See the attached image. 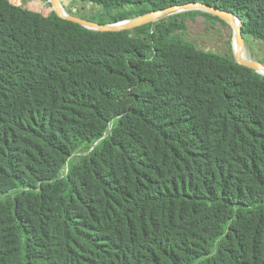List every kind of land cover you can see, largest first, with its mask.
Masks as SVG:
<instances>
[{
	"label": "trees",
	"instance_id": "trees-1",
	"mask_svg": "<svg viewBox=\"0 0 264 264\" xmlns=\"http://www.w3.org/2000/svg\"><path fill=\"white\" fill-rule=\"evenodd\" d=\"M82 1H200L264 41V0ZM196 13L0 0V264H264V76L181 38Z\"/></svg>",
	"mask_w": 264,
	"mask_h": 264
},
{
	"label": "rangeland",
	"instance_id": "rangeland-1",
	"mask_svg": "<svg viewBox=\"0 0 264 264\" xmlns=\"http://www.w3.org/2000/svg\"><path fill=\"white\" fill-rule=\"evenodd\" d=\"M10 2L31 10H38L44 15L51 11L48 0H10ZM61 2L68 13H82L88 17L90 15H101L103 12L97 6L82 0H61ZM179 19L181 18L179 17ZM183 21L185 30L177 31L181 38L194 40L195 45L199 48H208L213 52L233 58L232 29L228 24L197 13L184 15ZM244 40L246 57L264 62V41L256 40L249 36Z\"/></svg>",
	"mask_w": 264,
	"mask_h": 264
},
{
	"label": "water",
	"instance_id": "water-1",
	"mask_svg": "<svg viewBox=\"0 0 264 264\" xmlns=\"http://www.w3.org/2000/svg\"><path fill=\"white\" fill-rule=\"evenodd\" d=\"M48 1L51 6V11H53L56 16L77 23L84 28L90 30H96V31L113 32L120 30H132L146 23L155 22L161 18L168 17L169 15L185 12L189 10H199L211 14L213 17H217L219 20L228 24L232 29V39L234 40L236 46V52L233 53L234 61L239 65L245 66L253 70L259 75L264 76V63L240 55V53H242V51H244L245 49V40L242 35V21L240 19V16H237L230 11L221 9L216 5H212L200 1H188L185 3L170 5L165 8L151 10L144 14L116 22L98 23L96 21H91L82 18L78 15L68 13L64 9L61 0H48ZM34 11H38V10H34ZM192 43H195V41L192 40ZM204 51L207 52L209 51V49L205 48Z\"/></svg>",
	"mask_w": 264,
	"mask_h": 264
},
{
	"label": "bare ground",
	"instance_id": "bare-ground-1",
	"mask_svg": "<svg viewBox=\"0 0 264 264\" xmlns=\"http://www.w3.org/2000/svg\"><path fill=\"white\" fill-rule=\"evenodd\" d=\"M65 9V8H64ZM232 45H233V53L234 52H236V46H235V43H234V40L232 39ZM240 55H242V56H244V57H246V55H245V52L244 51H242V53H240Z\"/></svg>",
	"mask_w": 264,
	"mask_h": 264
},
{
	"label": "flooded vegetation",
	"instance_id": "flooded-vegetation-1",
	"mask_svg": "<svg viewBox=\"0 0 264 264\" xmlns=\"http://www.w3.org/2000/svg\"><path fill=\"white\" fill-rule=\"evenodd\" d=\"M259 62H262V63H264L263 61H260V60H259Z\"/></svg>",
	"mask_w": 264,
	"mask_h": 264
},
{
	"label": "built area",
	"instance_id": "built-area-1",
	"mask_svg": "<svg viewBox=\"0 0 264 264\" xmlns=\"http://www.w3.org/2000/svg\"><path fill=\"white\" fill-rule=\"evenodd\" d=\"M66 171V170H65Z\"/></svg>",
	"mask_w": 264,
	"mask_h": 264
}]
</instances>
